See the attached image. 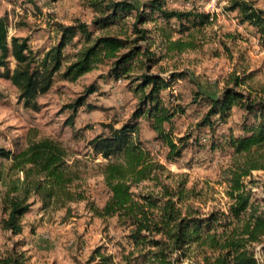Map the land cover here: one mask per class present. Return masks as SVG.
<instances>
[{
  "label": "trees",
  "instance_id": "16d2710c",
  "mask_svg": "<svg viewBox=\"0 0 264 264\" xmlns=\"http://www.w3.org/2000/svg\"><path fill=\"white\" fill-rule=\"evenodd\" d=\"M82 1L94 14L92 28L81 20L59 24L58 42L41 56L31 49L28 38L9 36L7 19L0 17V78L9 80L18 92V101L33 111L40 110L37 99L50 90L56 75L76 81L103 64L107 65V78L128 80L133 85L136 104L129 119L119 127L103 124V130L86 143L92 158L103 159L96 167L107 198L101 206L89 199L79 160L54 138L30 140L17 152L0 148V158L9 162L7 171L0 173L4 183L0 191V230L21 234L22 218L30 209L28 201L33 194L44 208L69 211L71 203L85 202L91 215L102 222L115 219L121 236L106 234V241L96 245L81 264H260L257 253L259 249L264 253V209L253 191V173L264 170V95L253 97L243 89L252 74L233 77L215 97L204 96L206 109L196 122L198 129L213 132L226 123L233 108L243 111L240 133L230 135L226 142L235 157L223 180L226 201L205 210L206 200L187 186L186 176L173 175L138 138L140 120L144 119L155 133L154 140L167 149L165 162H173L181 157L192 137L191 133L173 137V118L185 110L170 104V100L165 102L161 95L186 73L171 72L165 77L160 71H152L161 56L144 44L148 30L138 26L156 15L164 21L176 19L198 27L209 22V14L170 10L166 0H148L142 8L131 0ZM227 9L237 11L240 21L254 26L264 41L263 9L252 0H230ZM130 16L134 20L128 31L125 19ZM120 23L123 27L118 33L95 35L96 30ZM76 35L81 48L66 55L63 49ZM177 43H172L173 48H185ZM96 90L97 86H89L67 105L71 110L67 124L73 126L78 108ZM209 146L219 147L214 139ZM143 183L151 187L134 191ZM16 246L14 243L0 255V264H26L25 252Z\"/></svg>",
  "mask_w": 264,
  "mask_h": 264
},
{
  "label": "rangeland",
  "instance_id": "374dc122",
  "mask_svg": "<svg viewBox=\"0 0 264 264\" xmlns=\"http://www.w3.org/2000/svg\"><path fill=\"white\" fill-rule=\"evenodd\" d=\"M131 1L138 8L148 2ZM252 1L264 10V0ZM229 2L166 0L167 9L207 13L209 22L197 27L176 19L164 21L153 15V20L138 26L148 30V40L144 44L161 56L152 71H160L165 77L171 72L186 73V77L176 78L161 95L165 102L170 100V104H178L185 110L173 118V137L192 134L188 140L190 145L173 162H165L163 156L167 149L154 140L155 133L144 119L140 120L138 138L173 175L186 176L187 186L200 192L201 200H206L205 210L226 201L223 180L227 167L235 158L226 142L230 135L240 133L243 111L233 108L226 123L216 126L213 132L198 129L196 122L206 109L204 96L215 97L225 85L232 83L233 77L250 73L252 77L246 80L243 89L253 97L264 95V41L254 26L240 21L237 11L227 9ZM93 16L82 0H35L34 3L0 0V17L7 19L8 35L28 38L31 49L39 56L58 42L59 24L71 25L81 20L92 28ZM133 20V16L125 19L128 31ZM121 23L96 30L95 35L118 33L123 27ZM77 40L79 35L65 46L66 55L81 48ZM173 42L184 44L185 48H173ZM106 70L107 65H98L76 81L63 80L56 75L50 90L37 99L41 106L39 111L23 107L17 99L16 88L9 80L0 78V148L17 152L28 141L44 137L62 142L79 160L87 195L99 206L107 198L96 167L103 159L100 156L92 158L87 140L99 134L103 124L113 123L119 127L129 119L136 104L131 92L133 85L128 80L107 78ZM91 85L97 86V90L87 96L84 106L78 108L73 126L67 124L71 116L67 105ZM87 103L95 107L90 109ZM213 139L219 147L210 149ZM8 166L9 162L0 158V173L7 171ZM253 175L256 180L253 191L264 209V170L254 171ZM3 185L0 181V191ZM150 187L149 183H143L134 191ZM28 202L31 206L22 218L21 234L12 235L0 230V255L17 243V249L25 252L26 264H81L96 245L106 241V234L121 236V231L115 228V219L102 222L91 215L85 202L71 203L69 211L52 206L44 208L39 197L33 194ZM258 253L264 259L263 251L259 249Z\"/></svg>",
  "mask_w": 264,
  "mask_h": 264
},
{
  "label": "built area",
  "instance_id": "2783aa9c",
  "mask_svg": "<svg viewBox=\"0 0 264 264\" xmlns=\"http://www.w3.org/2000/svg\"><path fill=\"white\" fill-rule=\"evenodd\" d=\"M257 258H258L260 264H264V259H263V256L262 255H260L259 253H257Z\"/></svg>",
  "mask_w": 264,
  "mask_h": 264
}]
</instances>
